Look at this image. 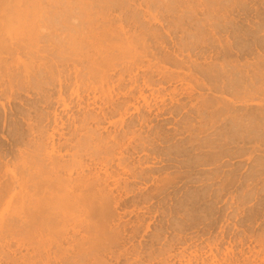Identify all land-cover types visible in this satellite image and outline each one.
I'll return each instance as SVG.
<instances>
[{"label":"rangeland","instance_id":"374dc122","mask_svg":"<svg viewBox=\"0 0 264 264\" xmlns=\"http://www.w3.org/2000/svg\"><path fill=\"white\" fill-rule=\"evenodd\" d=\"M2 1L0 264H264V0Z\"/></svg>","mask_w":264,"mask_h":264},{"label":"bare ground","instance_id":"6f19581e","mask_svg":"<svg viewBox=\"0 0 264 264\" xmlns=\"http://www.w3.org/2000/svg\"><path fill=\"white\" fill-rule=\"evenodd\" d=\"M3 1H5V0H3ZM2 1V2H3ZM10 1H12V0H10ZM37 2V1H36ZM6 3V2H5ZM6 4H9V3H6ZM2 6V5H1ZM10 6H11V3H10ZM7 7V5L5 6V8ZM14 10V9H13ZM19 11V10H18ZM27 10H25V12H26ZM6 13V12H5ZM5 13H4V15L3 16H5ZM8 13V12H7ZM15 13V12H14ZM16 13L18 14V12L16 11ZM16 13H15V15H16ZM21 13L23 14V11H21ZM28 13V12H27ZM3 14V13H2ZM20 14V13H19ZM18 14V15H19ZM12 15V14H11ZM10 15V17H12ZM28 15V14H27ZM13 16H14V14H13ZM6 17H8V16H6ZM28 17V16H27ZM30 17V16H29ZM25 18H26V15H25ZM24 18V19H25ZM78 106H80V105H78ZM71 108H72V106L70 107L69 105H66V104H64L63 106H62V110H63V112H69L70 110H71ZM57 122L60 124V128H63L65 125H64V123H63V120H61V118H59L58 117V115L55 113V110L53 111V124H54V126L55 127H53L52 128V131H60V130H58L59 128V126H58V124H57Z\"/></svg>","mask_w":264,"mask_h":264}]
</instances>
